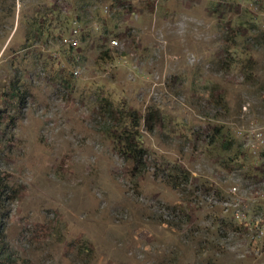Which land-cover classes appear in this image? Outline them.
<instances>
[{
	"label": "rangeland",
	"instance_id": "obj_1",
	"mask_svg": "<svg viewBox=\"0 0 264 264\" xmlns=\"http://www.w3.org/2000/svg\"><path fill=\"white\" fill-rule=\"evenodd\" d=\"M253 122L264 0H0V264H264Z\"/></svg>",
	"mask_w": 264,
	"mask_h": 264
},
{
	"label": "trees",
	"instance_id": "obj_2",
	"mask_svg": "<svg viewBox=\"0 0 264 264\" xmlns=\"http://www.w3.org/2000/svg\"><path fill=\"white\" fill-rule=\"evenodd\" d=\"M91 17L93 18L96 14L97 20L101 21L103 20L102 15L98 14V12H90ZM76 22L80 23L81 21L77 19ZM131 128V129H130ZM126 128V127H120L118 129H115L111 136L113 137L114 141L118 146L119 152L124 155L125 158L133 160V161H141L143 155H144V149L140 147L138 144H136V137H137V131H134L135 129L133 127ZM221 129H217L216 135L220 134ZM225 141L222 143L224 144ZM234 144L233 139L230 141H227L226 143V149L230 148ZM264 158V157H263ZM242 165V163L238 164V166ZM142 169L138 170V173H141ZM2 212V209H0V213Z\"/></svg>",
	"mask_w": 264,
	"mask_h": 264
},
{
	"label": "built area",
	"instance_id": "obj_3",
	"mask_svg": "<svg viewBox=\"0 0 264 264\" xmlns=\"http://www.w3.org/2000/svg\"><path fill=\"white\" fill-rule=\"evenodd\" d=\"M76 42L77 40L72 41L74 45ZM110 43L112 46L118 45L116 39H112ZM243 108L245 109L246 107ZM236 136L243 151L253 157H264V124L257 125L253 122L245 128H238ZM236 191L237 187L232 186L231 192L235 193Z\"/></svg>",
	"mask_w": 264,
	"mask_h": 264
}]
</instances>
